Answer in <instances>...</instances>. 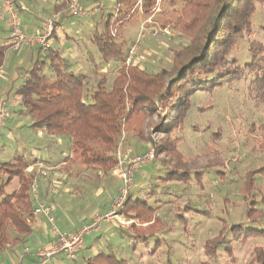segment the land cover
Returning a JSON list of instances; mask_svg holds the SVG:
<instances>
[{"label":"trees","instance_id":"obj_1","mask_svg":"<svg viewBox=\"0 0 264 264\" xmlns=\"http://www.w3.org/2000/svg\"><path fill=\"white\" fill-rule=\"evenodd\" d=\"M135 1L115 0L119 10L114 21L109 14L102 30L95 28L91 36L90 42L98 54L99 64L95 67L102 65L103 69L104 65L114 64V78L109 86L105 75H102L95 88L88 91L89 74H75L61 55V50L41 48L15 92L20 100V115L29 118L33 128L43 129L47 137L66 140L71 157L76 154L80 166L97 175L100 173L102 177L116 169L115 154L132 118L141 115L146 119L155 117L157 122L150 126V134L158 137L156 142L150 136L144 137L141 129L133 128L135 132L132 135L148 142L153 160L155 157L170 165L169 169L166 168L169 171L164 170L163 177L157 180L188 183L195 179L200 184L203 171L195 172L192 178L190 171L184 169V157L178 150L181 138L173 136V133L182 130L192 106L191 96L196 92L211 93L217 88L243 82L249 96L256 101L264 100V42L251 39L255 33L257 5H262L264 0H182V8L172 25L161 28H168L172 33L187 38L188 42L173 51L169 69L155 73L139 67L136 58L126 66L127 52L133 43L125 48L124 42L116 40L118 28L136 15L131 13ZM153 6V0H145V16L151 13ZM65 7L64 3L56 6L54 13ZM114 25L117 26L115 37L110 32ZM260 29L264 32V25ZM241 42L248 46V60L244 63L235 57ZM7 48H0V66ZM260 130L264 134V125ZM35 163L21 155L12 161L0 162V253L8 244V229L21 236L31 231L27 220L34 202L29 192L36 171L27 172V168ZM259 172L264 174V169L246 174L241 188L245 199L256 190L252 185L253 174ZM14 179L18 183L17 189L7 193L6 188ZM255 203L251 200L246 211L252 226L244 228L233 224L228 227L223 223L218 237L205 242L203 250L206 255L215 257L223 247L231 260L232 242H244L251 237L264 238V228L253 226L262 223L263 216L261 211L254 209ZM260 203L264 205V196ZM153 204L140 197L134 200L128 194L123 213L140 226H148L159 222ZM175 219L185 222L181 214H175ZM134 227L131 224L132 230ZM184 231L188 233L186 227ZM228 232L232 238L223 245ZM146 236L154 235L139 231L132 235L133 239L144 238V241ZM155 244L153 251H157L159 241ZM254 254L251 264H264V249L256 247ZM84 264L129 263L113 254L101 252L86 259Z\"/></svg>","mask_w":264,"mask_h":264},{"label":"rangeland","instance_id":"obj_2","mask_svg":"<svg viewBox=\"0 0 264 264\" xmlns=\"http://www.w3.org/2000/svg\"><path fill=\"white\" fill-rule=\"evenodd\" d=\"M71 1L73 0L68 1L67 6ZM106 2L110 3V8L107 6L104 13L99 14L101 16H96V19L98 18L97 20L102 23L109 13L112 14V17L116 14L115 0H98V3ZM182 5V0H162L161 13L156 14L155 18L173 21ZM73 17L72 20L65 18L60 20V30L70 37L71 45L76 49L75 54L80 61L77 65L85 63L90 66L98 63L97 49L90 42L93 31L88 34L86 31H90L88 23L84 21L87 18L79 21L78 19L81 18ZM88 19H92V17H88ZM144 20L141 16H133L118 28L116 40L124 42L125 48L132 43L134 45L136 41L138 42L133 55L139 59L138 66L146 71L155 73L162 69H169L173 51L186 45L188 39L172 33L168 28H166L168 29L167 35L160 33L159 30L162 28L157 26V21L148 30L144 27L146 21ZM263 25L264 3L257 5V13L254 17L255 33L251 39L264 42V32L260 29ZM79 32L83 33L78 35ZM55 45L56 48L59 47V44ZM247 51V43L241 42L235 52V57L240 63L248 60ZM93 71L92 69L89 71V75L92 77L89 79L88 91L95 88L102 75H105L108 80V86L114 78V71L106 70L102 73ZM191 102L192 106L184 120L182 130H176L173 136L181 138L178 150L184 157V169L190 171L192 178H194L195 172L203 171L200 184H197L195 179L188 183L175 181L164 183L157 180V178L163 177L166 171H169L166 168L169 169L170 165L160 162L155 157L154 160L140 165L128 194H130V190H133V194L140 199H145L150 204L154 203L155 215L159 218V222L140 226L137 221L127 218L123 210L122 212L115 211L118 215L122 214V216L120 215L121 223L119 221L116 223L126 229L121 228L124 231L120 232L119 240L118 238L117 240L109 238V242L105 244L107 249L103 251L104 253L113 254L129 264H251V258H255L254 249L256 247L264 249V238L251 237L244 242L234 241L231 243L233 249L231 260L223 251V247H220L215 257L206 255L203 250L206 241H213L218 237L223 223L228 227L233 224L244 228L252 226L246 215L251 200L256 202L254 209L263 213L260 221L262 223L253 226L264 228V205L260 203V199L264 196V174H260V172L253 174L252 185L256 188L252 191L253 196L249 194L245 199L243 196L246 195L241 192L246 174L259 168L264 169V134L260 130V126L264 125V100H254L248 95L246 85L240 82L217 88L211 93L196 92L192 94ZM156 122L155 117L146 119L144 115L132 118L122 137L119 148L121 158L125 157L126 160L131 161L133 157L144 156L151 149L148 142L134 137L132 133L135 132L133 128L141 129L144 137L150 136L156 142L158 137L153 133L150 134V126ZM1 143L0 153L3 156L5 154V161H12L18 155H23L27 159L32 158L31 150L24 145L13 148L12 145L8 147L6 143L2 141ZM65 143L61 149L68 157L71 155L70 148ZM0 161L3 159L0 158ZM68 163L71 166L78 165L77 167H80L76 154ZM44 172V178L49 185L51 179H49L46 170ZM83 175L73 182V180H69V176L62 179L59 174L58 188L56 189H68L72 195L75 193L73 196L84 194L83 196L91 200L92 195L95 196L96 193L104 198L106 186L113 188L112 196H115L111 202L107 198L108 204L102 206L105 211H101L100 215L96 216L107 219L106 212L113 210V200L119 195L122 182L119 179L120 182L118 181L116 186L108 183L104 186V177L97 181L96 177L99 176H95L94 171L85 170ZM111 176L112 173L105 176L106 181H109ZM87 177L90 178V181L83 179ZM147 177H150V180H148V184L144 185ZM85 185L89 186L87 191L84 190ZM17 186V180L14 179L6 188V192L14 191ZM50 191L52 189L48 187L47 197H49ZM136 192L137 194H135ZM154 200L156 202H153ZM175 214H181L185 222L182 219H175ZM131 224L136 226L133 230ZM184 227L188 233L184 231ZM137 228H141L138 229L141 233L154 236H146V241L144 238L133 239L132 235L138 233ZM225 237L223 245L230 242L232 235L228 232ZM157 241H159V247L157 251H153ZM79 253L81 255V252ZM93 255H96V252ZM8 264H18V260L13 258V262L8 260Z\"/></svg>","mask_w":264,"mask_h":264},{"label":"crops","instance_id":"obj_3","mask_svg":"<svg viewBox=\"0 0 264 264\" xmlns=\"http://www.w3.org/2000/svg\"><path fill=\"white\" fill-rule=\"evenodd\" d=\"M78 1L80 6L85 11L93 10L97 7H100L104 10L103 12H95L92 16L80 17L77 14H73L68 11L67 3V7L54 13V8L56 6L52 5L50 0H22L24 6L26 7V11H19L21 29L31 39L29 43H24L21 46L14 47L11 43L8 18L6 14L3 13L1 8L3 0H0V48L6 46L8 47L4 53V58L0 66V109H4V116L0 120L1 141L6 143L8 147L12 145L13 148H17L21 145H24L31 150L30 156L32 158L28 159V161H35L36 163L32 166H29L27 168V172L32 171V169L36 171L35 179L29 192L32 201L34 202L33 210L40 204L50 206L52 209V215L54 216L55 225L60 232L72 234L78 231L83 224L91 223L96 219H100L99 230L84 237L83 247L80 251L81 255L79 253L75 260L68 261L62 255V253H55L47 259L45 264H84V261L93 257L95 252L96 254L101 252L103 253V251L107 249V245L105 244L109 242L110 237L116 240L118 238L119 240L121 236L120 232L124 231L121 230V228L126 229V227H120L116 223V221L121 223L120 220L122 214H120L121 216L117 215V217L110 216L112 213L111 210L106 212L107 219L96 217L100 215L101 211H105L103 210L104 207L102 206L103 204H108L107 198H109V202H111L112 198L115 196H112L113 188H108L106 185L107 183L113 186L117 185L119 181L117 176V167L111 172L112 176L109 181H106V178L104 177V186H106L104 198L96 193L95 196L92 195V199L89 200L83 196L84 194L73 196L75 193L72 195L68 189H56L58 188L59 174H61L62 179H65L69 176V180H73L74 182L84 174L86 169L82 166L77 167L78 165H69L68 161L72 157L71 155L68 157L65 156L66 153H64V150L61 149L64 142L68 144L66 140L47 137L43 129L33 128L31 120L20 115V100L15 94L17 88L26 76L27 70L35 61L38 50L41 48L43 50L48 48L61 50V55L67 60L71 70L75 74L88 75L90 74V69H92V71L94 70V73H102L106 70H113L114 64L107 66L104 65L103 69L102 65H99L97 68L95 67V64L99 63H94L90 66L85 63H79L77 65V63L80 61L77 59L75 54L76 49L73 45H71L70 37L61 32L60 20L63 18L72 20L74 18L73 16L81 18L78 19L79 21L87 18L84 21L88 23L90 28V31L86 30L88 34L95 28L102 30L104 22H99L97 20L98 18L96 19V16L103 14L107 6L110 8V3L108 2L98 3V0ZM114 6L116 7L115 4ZM176 14L178 16L179 12ZM137 15L146 20L150 13L149 15L145 16L142 9V14L138 13L136 16ZM47 17H54L55 29L47 43V47L44 48L39 44L37 38L40 36L42 31V21ZM88 17H92V19H88ZM106 19L107 17L105 20ZM173 21L164 19L157 20L154 17V23L152 24L144 22V27L149 30L151 26L155 24V22L157 23L158 27L171 26ZM168 23L170 24L168 25ZM82 33L83 32H79L78 35H81ZM87 42L89 45L88 40ZM56 43L59 44L58 48H56ZM136 60L138 61L139 59L136 58ZM95 68L97 70H95ZM87 77L91 78L92 75H88ZM5 138H8L9 141ZM4 156L0 153V158L3 159V161L0 162H5L6 157ZM44 170H46L47 175L49 174V179H51L49 185H47L46 178H44ZM95 176H99L96 177L97 181H99L102 177L100 173L98 175L96 174ZM149 178L150 177L146 178L145 183H143L144 185L148 184V180H150ZM83 179L90 181V178L88 177ZM48 187L52 189V191H50L49 197L46 196ZM88 189L89 186L85 185L84 190L87 191ZM32 190H34V192H32ZM137 192L135 194H137ZM130 195L133 197V199L137 197L133 194V190H130ZM48 202L50 203L48 204ZM27 222L30 225L31 230L27 235L21 236L12 229H8V244L0 253V264H8V260L13 262V258L18 260V264H36L42 259V253L49 252V250H51V248L57 243V238L52 234L50 224L43 216L31 214Z\"/></svg>","mask_w":264,"mask_h":264},{"label":"built area","instance_id":"obj_4","mask_svg":"<svg viewBox=\"0 0 264 264\" xmlns=\"http://www.w3.org/2000/svg\"><path fill=\"white\" fill-rule=\"evenodd\" d=\"M50 2L54 6H60L63 3L68 4L66 0H50ZM144 2L145 0H136L131 10V13L142 14ZM153 2H154V6L151 10L149 17L145 21L146 23H152L153 18L156 16V14L160 13V5L162 0H153ZM1 8L3 10V13L6 14L8 18V25L10 28L12 45L14 47H18L24 43H29L31 38L22 31L21 21L19 18V11L20 10L26 11V7L24 6L22 0H3ZM103 10L104 9L97 7L94 8L93 10L85 11L80 6L78 0H73L68 5V11H70L73 14H77L80 17L92 16L95 12H103ZM118 10L119 8L116 7V14ZM116 14L115 16L113 15L112 22L114 21ZM54 29H55L54 17L44 18L42 21L41 34L37 38V41L42 47L44 48L47 47V43L50 40V37ZM167 30L168 29L164 28L159 30V32L167 35L168 34ZM110 32L111 35L115 37L117 32V26L114 25V27L110 28ZM137 44L138 42L136 41V43L129 48L125 60L126 66L130 65L135 59L133 54L137 49ZM3 116H4V109H0V120ZM120 147L121 145L118 147L115 157L117 160V176L122 182L121 184L122 188L119 192V195L113 200V210L112 213L110 214V216L113 217H117L118 215L115 213V211L119 210L122 212L123 204L128 195V190L130 189L134 175L139 170L140 165L146 164L153 158V151L148 150L144 156H136L133 157L131 161H128L126 160L125 157L121 158V154L119 151ZM32 192H34V190H32ZM31 214L36 216H43L51 225L52 234L57 238L56 239L57 243L51 248V250H49V252H45V253L43 252L42 259L36 264H45L47 259L55 253H62V255L68 261L75 260L83 247L84 237L99 230L100 219H96L91 223L83 224L78 231L72 234L60 232L55 225V220H54V216L52 215L51 207L45 204L38 205Z\"/></svg>","mask_w":264,"mask_h":264}]
</instances>
